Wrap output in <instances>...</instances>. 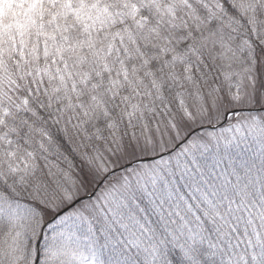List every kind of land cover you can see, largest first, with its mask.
I'll use <instances>...</instances> for the list:
<instances>
[{
    "label": "snow or ice",
    "instance_id": "1",
    "mask_svg": "<svg viewBox=\"0 0 264 264\" xmlns=\"http://www.w3.org/2000/svg\"><path fill=\"white\" fill-rule=\"evenodd\" d=\"M13 2L0 264H264V0Z\"/></svg>",
    "mask_w": 264,
    "mask_h": 264
},
{
    "label": "trees",
    "instance_id": "2",
    "mask_svg": "<svg viewBox=\"0 0 264 264\" xmlns=\"http://www.w3.org/2000/svg\"><path fill=\"white\" fill-rule=\"evenodd\" d=\"M27 8V4L21 5L13 2V0H3V2H0V19H2L5 25V31H8L10 27L13 32H16L17 25L27 24L24 15Z\"/></svg>",
    "mask_w": 264,
    "mask_h": 264
}]
</instances>
